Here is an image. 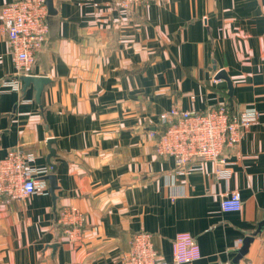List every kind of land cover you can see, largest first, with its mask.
Here are the masks:
<instances>
[{
	"label": "crops",
	"instance_id": "crops-1",
	"mask_svg": "<svg viewBox=\"0 0 264 264\" xmlns=\"http://www.w3.org/2000/svg\"><path fill=\"white\" fill-rule=\"evenodd\" d=\"M53 8L24 73L50 80L40 102L32 84L4 86L17 71L0 32V159L19 148L50 167L54 139L58 186L55 202L48 180L47 193L0 197V264H116L140 231L167 261L187 232L200 247L195 264H264V0H156L129 11L113 0H53ZM224 104L259 113L224 151L228 178L203 161L181 175L156 154L150 133L163 129L161 113ZM231 191L241 194L239 212L221 209Z\"/></svg>",
	"mask_w": 264,
	"mask_h": 264
},
{
	"label": "built area",
	"instance_id": "built-area-1",
	"mask_svg": "<svg viewBox=\"0 0 264 264\" xmlns=\"http://www.w3.org/2000/svg\"><path fill=\"white\" fill-rule=\"evenodd\" d=\"M156 0H113L120 10L129 11L136 6H147ZM50 15L46 0H14L0 7V32L6 34L16 68L13 80L4 81V86L21 92L19 79L34 65L38 52L44 46L50 32ZM163 129L151 132L155 139V151L159 156L170 157L175 162L176 173L185 175L201 170L199 161L211 162L221 178L230 176L229 163L224 151L239 144L246 130L257 124V111H241L231 115L224 104L207 111L192 106L188 110L173 108L160 114ZM35 157L21 149L9 150L0 159V197L5 202L47 193L43 181L50 167L37 166ZM223 212H239L242 197L239 191L221 196ZM241 241L238 246H241ZM201 258L200 247L194 237L182 232L172 243V259L165 260L157 251L153 236L140 231L131 239L130 248L116 264H195Z\"/></svg>",
	"mask_w": 264,
	"mask_h": 264
},
{
	"label": "water",
	"instance_id": "water-1",
	"mask_svg": "<svg viewBox=\"0 0 264 264\" xmlns=\"http://www.w3.org/2000/svg\"><path fill=\"white\" fill-rule=\"evenodd\" d=\"M46 5L48 8L49 15H54L55 10L53 8V0H46ZM217 79L226 80V82L228 83L229 95L231 96L232 95V83H231V80L226 75V73L222 72V71L219 72V74L217 75ZM20 80L23 81V83H24V89H26L31 84L34 86V89L36 91V99L38 102H40V98H41L42 92L44 90V87L48 83H50V80L48 78L35 77V76H29V75L22 76L20 78ZM55 143H56V141L54 139H49L47 142L48 149L50 151V154L47 157V162H48V165L51 167V172L42 178L43 180H48V182H49V193H50L54 202L56 201L55 191L58 188L57 178H56V175L54 173L56 170V166L51 163V158L56 157V155H57L56 150L54 148H52V145ZM249 242H250V238H248L245 241L244 248H243L244 250H246L248 248ZM53 247H56V246H53Z\"/></svg>",
	"mask_w": 264,
	"mask_h": 264
},
{
	"label": "trees",
	"instance_id": "trees-1",
	"mask_svg": "<svg viewBox=\"0 0 264 264\" xmlns=\"http://www.w3.org/2000/svg\"><path fill=\"white\" fill-rule=\"evenodd\" d=\"M228 107L230 108V110H231V115L232 116H235V115H237V113L235 112V109L234 108H232V106L230 105V104H228Z\"/></svg>",
	"mask_w": 264,
	"mask_h": 264
}]
</instances>
